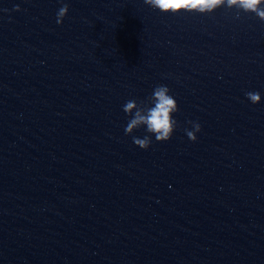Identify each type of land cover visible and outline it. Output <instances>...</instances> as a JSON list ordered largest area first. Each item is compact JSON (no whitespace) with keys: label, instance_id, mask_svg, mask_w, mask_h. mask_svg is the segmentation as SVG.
Listing matches in <instances>:
<instances>
[{"label":"clouds","instance_id":"1","mask_svg":"<svg viewBox=\"0 0 264 264\" xmlns=\"http://www.w3.org/2000/svg\"><path fill=\"white\" fill-rule=\"evenodd\" d=\"M144 2L163 13L211 14L218 8L226 7L229 10L236 9L237 18L243 12L255 14L259 20L264 21V0H144ZM13 10L20 11L19 5H16ZM68 11V4L64 3L57 11V24L63 23ZM169 93L170 89L166 85H159L145 100L137 102L133 99L123 105V111L130 116L125 127V134L131 135L141 127H144L147 133L143 138L133 136V142L139 148L147 150L152 143V136H155L158 142L171 139L177 127L173 114L178 111V105ZM245 95L252 104H258L261 101L259 92H247ZM189 123L192 129H185V133L189 140L195 142L196 133L201 131V125L194 121Z\"/></svg>","mask_w":264,"mask_h":264}]
</instances>
